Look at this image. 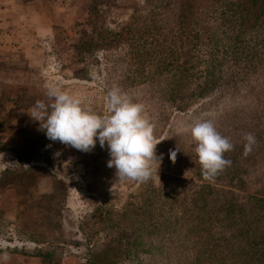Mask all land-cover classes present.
Listing matches in <instances>:
<instances>
[{
	"label": "trees",
	"instance_id": "1",
	"mask_svg": "<svg viewBox=\"0 0 264 264\" xmlns=\"http://www.w3.org/2000/svg\"><path fill=\"white\" fill-rule=\"evenodd\" d=\"M89 15L84 26L92 36L78 51H85L82 60L92 51L91 68L115 77L120 88L142 78L172 114L225 102L228 119L256 142L244 155L245 137L235 141L227 135L231 125L222 127L217 131L233 144L224 157L232 163L213 180L198 161V181L164 176L156 185L150 178L120 208L101 199L93 218L103 236L81 259L264 264V0H92ZM36 155L21 158L30 163ZM36 256L42 264L54 258Z\"/></svg>",
	"mask_w": 264,
	"mask_h": 264
},
{
	"label": "rangeland",
	"instance_id": "2",
	"mask_svg": "<svg viewBox=\"0 0 264 264\" xmlns=\"http://www.w3.org/2000/svg\"><path fill=\"white\" fill-rule=\"evenodd\" d=\"M91 4L92 0H0V31L5 32L0 37V253L12 254L14 264L39 253H53L51 264H85L81 257L95 251L103 236L93 218L96 204L105 197L120 208L145 188L144 182L121 179L114 167H108L106 146L97 142L93 150L82 152L51 141L30 116L37 101L51 103L50 88L67 91L97 114H107L106 94L119 87L117 79L88 65L92 51L84 60L85 51H78L84 37L92 36L84 26ZM124 13L118 15L122 20ZM130 83L119 88L144 105V115L154 126L155 154L162 158L158 177L155 172L151 177L156 185L164 176L199 180L190 134L196 122L211 120L217 129L231 125L227 135L235 141L246 135L236 129L238 121L228 119L225 102L210 101L172 114L170 106L166 111L151 96L142 78L134 86ZM26 151L37 154L30 163L21 158ZM172 151L177 153L175 162L168 159ZM259 159L263 164L264 153Z\"/></svg>",
	"mask_w": 264,
	"mask_h": 264
},
{
	"label": "clouds",
	"instance_id": "3",
	"mask_svg": "<svg viewBox=\"0 0 264 264\" xmlns=\"http://www.w3.org/2000/svg\"><path fill=\"white\" fill-rule=\"evenodd\" d=\"M47 95L51 103L37 101L30 116L40 122V130L49 140L82 152H90L99 142L101 148L107 147L111 157L108 167H114L121 179L142 183L153 172L157 175L162 158L155 154L158 143L153 135L154 126L144 115L143 104L133 102L119 87H113L106 94L107 114L100 115L67 91L50 88ZM190 134L202 175L206 180H213L231 165L224 154L233 149V144L217 131L211 120L196 122ZM245 141L244 155H248L255 137L249 133ZM176 154V151L170 152L168 159L175 162Z\"/></svg>",
	"mask_w": 264,
	"mask_h": 264
},
{
	"label": "crops",
	"instance_id": "4",
	"mask_svg": "<svg viewBox=\"0 0 264 264\" xmlns=\"http://www.w3.org/2000/svg\"><path fill=\"white\" fill-rule=\"evenodd\" d=\"M10 24H12V22H10ZM1 33H5L4 31L1 32L0 31V37H2L3 34ZM14 261L15 258L13 257L12 254H6V253H0V264H14L13 262L11 263V261ZM16 264H42V260L40 257L37 256H26L23 257L20 262H17ZM68 264H79L77 261H69Z\"/></svg>",
	"mask_w": 264,
	"mask_h": 264
}]
</instances>
